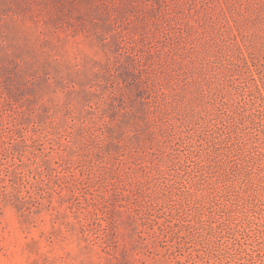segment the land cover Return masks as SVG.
Masks as SVG:
<instances>
[{"label": "rangeland", "instance_id": "1", "mask_svg": "<svg viewBox=\"0 0 264 264\" xmlns=\"http://www.w3.org/2000/svg\"><path fill=\"white\" fill-rule=\"evenodd\" d=\"M0 264H264V0H0Z\"/></svg>", "mask_w": 264, "mask_h": 264}]
</instances>
